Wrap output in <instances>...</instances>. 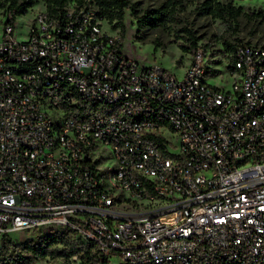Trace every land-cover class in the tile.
I'll list each match as a JSON object with an SVG mask.
<instances>
[{"label":"built area","instance_id":"obj_1","mask_svg":"<svg viewBox=\"0 0 264 264\" xmlns=\"http://www.w3.org/2000/svg\"><path fill=\"white\" fill-rule=\"evenodd\" d=\"M0 31V248L65 232L71 264H264V47L227 89L123 53L99 11ZM26 232L31 237L15 238Z\"/></svg>","mask_w":264,"mask_h":264},{"label":"rangeland","instance_id":"obj_2","mask_svg":"<svg viewBox=\"0 0 264 264\" xmlns=\"http://www.w3.org/2000/svg\"><path fill=\"white\" fill-rule=\"evenodd\" d=\"M107 0H82L83 7L99 11L98 2ZM44 0H36L30 9L35 13L44 7ZM124 10L125 35L123 53L142 64L160 65L181 76L192 60L195 50L204 51L207 78L215 87L227 89L231 81V52L226 45L240 44L264 47V0H128ZM157 12L161 18L155 24H146L144 16ZM5 10L0 9V22ZM139 18L141 21L138 23ZM24 17L15 23L17 40L24 34ZM2 24L0 23V31ZM103 31L121 37L115 22L103 23ZM196 41L195 46L192 42ZM15 238L31 237L26 232L14 233ZM24 242L17 241L20 254L30 257L29 264H58L59 259L35 258L22 249ZM14 251L8 248V253ZM2 250H0V254ZM15 253V251L13 252ZM82 264H92L88 258ZM109 264H120L113 257Z\"/></svg>","mask_w":264,"mask_h":264},{"label":"trees","instance_id":"obj_3","mask_svg":"<svg viewBox=\"0 0 264 264\" xmlns=\"http://www.w3.org/2000/svg\"><path fill=\"white\" fill-rule=\"evenodd\" d=\"M75 2L81 4L82 0H44V7L51 15H57L58 12L68 5ZM36 4V0H0V9L5 10L8 19L6 23L12 24L13 21L24 16ZM99 16L112 23L115 22V28L120 29L121 42H124L125 26L123 24L124 10L129 9L128 0H107L98 2ZM146 24L152 25L160 20L161 16L157 12H151L150 16H144ZM138 23L141 21L139 18ZM155 23H154V22ZM196 41L192 42L194 47ZM227 50L232 52L235 46L226 45ZM231 68V67H230ZM22 249L26 250L35 258L50 257L59 259L58 264H71L69 258L76 253H80L76 242L70 240L65 232L50 233L37 240L27 239L23 241ZM10 237L3 241L2 253L0 254V264H29L30 257H24L20 254V248L15 245ZM13 247L14 251L8 253V248ZM81 261L85 259L84 255L79 254Z\"/></svg>","mask_w":264,"mask_h":264}]
</instances>
